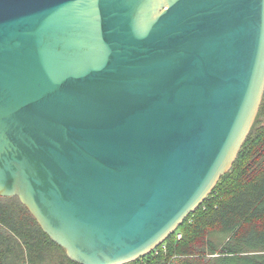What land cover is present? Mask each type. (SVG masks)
<instances>
[{
	"label": "water",
	"instance_id": "1",
	"mask_svg": "<svg viewBox=\"0 0 264 264\" xmlns=\"http://www.w3.org/2000/svg\"><path fill=\"white\" fill-rule=\"evenodd\" d=\"M264 97V0H0V196L80 264H124L233 166Z\"/></svg>",
	"mask_w": 264,
	"mask_h": 264
},
{
	"label": "trees",
	"instance_id": "2",
	"mask_svg": "<svg viewBox=\"0 0 264 264\" xmlns=\"http://www.w3.org/2000/svg\"><path fill=\"white\" fill-rule=\"evenodd\" d=\"M149 264H264V97L231 169ZM0 264H80L18 197L0 196Z\"/></svg>",
	"mask_w": 264,
	"mask_h": 264
},
{
	"label": "built area",
	"instance_id": "3",
	"mask_svg": "<svg viewBox=\"0 0 264 264\" xmlns=\"http://www.w3.org/2000/svg\"><path fill=\"white\" fill-rule=\"evenodd\" d=\"M157 248H155L154 250H156ZM153 250V251H154ZM124 264H149L148 261L144 258V256H141L135 260H132L130 262L124 263ZM167 264H171V262L167 263Z\"/></svg>",
	"mask_w": 264,
	"mask_h": 264
}]
</instances>
